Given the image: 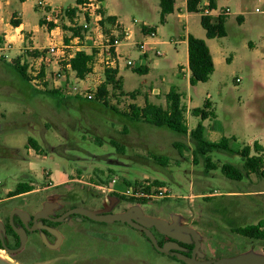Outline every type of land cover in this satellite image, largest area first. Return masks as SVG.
<instances>
[{
    "label": "rangeland",
    "instance_id": "1",
    "mask_svg": "<svg viewBox=\"0 0 264 264\" xmlns=\"http://www.w3.org/2000/svg\"><path fill=\"white\" fill-rule=\"evenodd\" d=\"M36 1L31 0L25 8V20L32 29L42 25V10L33 7ZM76 3V0L53 1V5L63 7ZM221 4L230 8L226 22L227 36L215 39L213 44V49L217 45L222 50V59L218 60L217 73L211 81L195 87H191L186 78H176L171 73L172 62L168 63L176 53L174 40H179L184 32V19L174 15L164 26L160 21L158 0H113L111 10L115 9L124 20L133 21L135 17L158 28L157 38L162 41L159 47L164 53L161 61L167 63L166 74L183 93L184 103L191 107L202 106L210 93L216 112L211 122H215L217 127L224 125L225 132L237 137L232 145L242 147L258 132H264V0H221ZM19 5L18 0L13 9ZM179 5L186 12L181 0ZM220 12L227 13L228 10L223 8ZM241 13L240 23L237 16ZM65 20L62 17L61 26L66 30L63 33L65 41L70 42L73 34L82 35L81 28ZM187 26L196 34H205L197 13L187 17ZM47 33L48 30L43 29L37 32L36 43L45 45ZM14 63V59L8 60L0 52V102H9L4 110L0 108V198L6 196L8 188L13 189L19 181L25 180L24 174L28 172L30 162L38 175V181L33 180L36 182L32 185L33 189L47 184L46 171L56 173L66 170L71 173L79 168L82 169L84 181L94 182L98 189L100 186L106 189L105 195H113L120 200L115 209L124 210L129 203L131 206L139 205L145 212L155 215L176 213L179 222L182 220L184 225L194 227L200 234V253L206 258L221 255L232 257L248 252L264 255V239L249 238L234 230L264 221V180L254 174L246 176L239 156L215 151L211 154L214 161L219 166L225 162L232 163L231 170L224 173L219 168L207 173L203 158L197 164L193 161L194 143L189 135L167 127L131 121L123 115L129 111V102L133 100L131 95H123L109 86V105L105 106L95 99L96 93L88 88V84L87 88L81 89L83 93L94 94L92 99L60 91L64 99L59 100L39 92L42 89L24 80ZM98 73H94L97 80L98 77L102 78ZM120 73L127 92L135 88L140 91L139 87H144L145 80L151 79L130 69H122ZM87 78L90 80L92 75ZM237 78L241 80L237 81ZM71 81L74 83V80ZM168 84L169 81L161 88L166 90ZM48 87L52 88L53 84H48ZM159 97L162 98V94ZM190 116L191 112L187 113L188 122H191ZM195 121H200V118L195 117ZM126 128L129 130L128 135L125 133ZM29 137L39 142L43 150L41 154H29L26 148ZM112 140L126 146L125 153L117 150ZM175 141L187 146L183 156L179 149L172 146ZM136 153L143 155V158L135 159L139 157ZM152 153L168 156L167 164L156 162ZM112 175L136 180L132 185L146 181L155 189L165 186L170 192L163 198L134 200L122 194L115 185L109 184V176ZM155 180L163 184L158 185ZM53 181H58L56 176H53ZM75 188L82 194L84 190L89 196L98 194L82 186ZM201 193L207 195L201 196ZM118 223L115 221L111 224ZM132 236L135 245L134 264H170L163 259L142 257L145 253L141 246L138 248L137 237ZM6 256L0 251V260L10 261L11 264L22 262L9 260ZM77 261L78 264H86L84 259L78 258ZM29 262L50 264L36 258ZM88 263L94 264L93 260ZM173 264L184 263L177 261Z\"/></svg>",
    "mask_w": 264,
    "mask_h": 264
},
{
    "label": "crops",
    "instance_id": "2",
    "mask_svg": "<svg viewBox=\"0 0 264 264\" xmlns=\"http://www.w3.org/2000/svg\"><path fill=\"white\" fill-rule=\"evenodd\" d=\"M17 1L18 0H0V36L6 38L8 41L12 43L10 48L4 50L3 55L6 56L8 60L14 59L15 61L19 60L20 62L22 55H23L24 48L31 47L37 53V52H40L42 49L47 48L53 43L60 44L62 42H66L63 36V33L66 32V30H64L65 28H62V26H57L55 24H54V27L51 28L50 27L51 24L46 22V19H45L46 15H51L53 8H56V7H60L62 9L63 8H67V9L73 8L76 5H78V3L81 0H76L77 1L76 4L68 6V7L55 6L53 5L54 0H37L35 4L33 5V7L40 8L42 10L40 23L41 21H44V23H41L42 25H36L35 29H32V27L30 26V23L25 20V8H26V5L31 0H26L24 2L19 0L20 5L17 9L14 10L13 6L17 4ZM158 1L160 5V0ZM179 1L180 0H175L173 12L167 14L165 16V21L163 22L161 21L162 8L160 5V21L164 26L169 23L170 18L174 15H177V18H182L185 21V26L183 29L184 32L181 35V38L179 40H174V44L176 47L175 48L176 53L171 58L172 61L168 62V63L172 62L170 64L171 73L174 74L176 78H179V77L186 78L189 84L191 85L190 83L191 70L189 67V52H188L187 37L189 34H193L196 37L205 39L208 46L210 47L211 53L213 55L214 63H215V71L212 74L211 78L209 79V81H211V79L217 73L218 60L222 59V55H221L222 50L217 45H215V48L213 49V44H215L214 40L219 39V38H208L205 29H204L205 34H203V32H201L200 34H196L192 32V30L187 26V17L192 13H197L200 16V22H201V16L203 14H209L213 18L212 20L216 21L219 14L222 13L220 11L223 8H227L228 12L226 14L229 17L230 8L228 5L222 6L221 0H214L216 8L211 9L210 0H202L199 4L200 11L190 12L187 9L188 0H181L182 3H184V6L186 8V12H184L183 6L179 5ZM40 2L41 4H39ZM112 6H113V0L105 1V12L109 17L114 18L115 20L121 22L126 27H129L130 29H132L134 32V38L137 41H148L151 44L149 47L148 54L145 56L144 66L141 68L143 70V73L138 72L142 74L143 76H146V77L150 76L151 79L150 81L148 79L145 80L144 87H139L140 91L138 90V88H135L133 91H130V92L135 91L136 95L134 97L132 96L133 100L129 102V105L136 104L139 107H143L145 106L147 102H151L153 104L166 107L167 106L166 96L172 88H175L179 93L182 94V104L185 106V109H186L185 119H186V123L190 131L193 130L200 121H202L203 125L205 126V137L208 138L209 140L219 141L222 137H235V139H237L235 134L231 135L225 132L224 125L217 127L215 122H211V120L214 117H216V112L213 107V102L211 100L212 95L210 93L207 95L208 97L204 100V102L207 99L211 102L212 106L210 109L215 112L214 117L207 118L206 120H201L200 116H196L192 114V109H194L195 107H191L190 105H187L184 103L183 93L180 92L179 87L177 84L174 83V80L172 78H169L168 75L166 74L167 73L166 72L167 63H164L161 61V56H163L164 53L160 49L159 45L162 43V41L158 40L157 36L156 37L148 36L149 29H154L156 30V32H158V28H156L155 26L147 22L137 20V18L135 17L132 18L133 21L124 20L125 18L121 16V14H118V12H116L115 9L111 10ZM241 15H243V13L239 14L238 16L241 17ZM228 17H227V20H228ZM12 18L20 20L21 21L20 25L19 26L13 25L11 22ZM65 19H67L65 21L68 22V18H65ZM5 20L6 22H4ZM137 24H139V26ZM41 29L48 30L47 43L45 45H39L38 43H36V33L39 32ZM157 48L162 52V55L156 54ZM120 50L121 52H123L124 54H126L127 56L131 58H137L140 56V51L137 48L133 47L131 44H123L120 47ZM152 50L154 51V54H152ZM178 53H180L181 55L179 56ZM91 67H92V72L89 73L84 79H81L77 76L76 72L72 69L71 64L67 60L49 55L48 60L45 62V65H44V71H45V74L48 75V78H50V81L47 82V86L48 84L51 83L53 84V87L52 88L48 87L47 89H57L54 86L55 81L53 79V75L55 71H62L64 72L65 77L60 78L58 82L59 84L61 85L67 84L68 86H77L79 88H87L89 86L88 84H90V87L88 88L93 90L94 92L97 91L100 84L103 81H105L106 68L101 63H96V64L94 63L91 65ZM122 69H130L135 72L137 71L135 68H129L125 66H122L118 70V77H120L122 80V92L124 93L123 95H127L130 92H127L124 89L123 76L120 73ZM96 72H99L97 75L98 76L102 75V78L98 77L99 79L97 80L95 78L96 74H94ZM91 75H92V78L88 80L87 77ZM71 80H74V83ZM168 81L170 84L166 86V90H163L161 87L164 86L165 83ZM209 81L200 82L197 85H191V87H195L203 83H208ZM42 90H45V89H42ZM160 94H162V98L159 97ZM138 99H141L142 101L138 102L137 101ZM204 102H203V105H204ZM8 105H9V102L8 103H5L4 101L0 102V108H3V110ZM202 106H197V107H202ZM2 111H1V115H2ZM190 112H191V116H190L191 122H188L187 113H190ZM195 117H199L200 121L196 122ZM140 122L144 124L147 123V122L145 123L144 121H140ZM125 133L129 134V130L127 128L125 129ZM255 140H257L264 147V132L263 131L258 132L256 136H254V138L250 139L245 144H252ZM232 142H231V146L234 150H240L242 148L241 146H240L241 148L234 147V145H232ZM176 143H180V142L175 141L174 144L172 145L174 148H175ZM36 145L38 146L39 150H36L27 141L26 148H28L29 154L39 155L43 152L38 141L36 142ZM125 150H126V146H124V152H121V153H125ZM136 155L139 157L135 159L143 158L142 157L143 155H141L140 153H136ZM153 155L162 156V154L152 153L151 154L152 158H153ZM183 155H184V152L182 153V156ZM163 156H166V155H163ZM95 157L97 158L98 156H95ZM166 157L168 158V156ZM28 167H29L28 172L24 174L25 180L19 181V182H28L30 185H34L36 184V182L34 181L35 180L38 181L37 179L38 175H37V172L31 167V162L30 164H28ZM45 174L48 176V181H46L47 184L45 186L41 188H35L28 192H24L23 194H20L16 198L11 197L10 192L15 190L17 184L19 183L18 182L15 188L13 189L8 188L6 190V196L3 198H0V202L13 201L12 203H10L9 208L15 207V206L27 207L29 203H25V200H17V199L39 194L37 199H40V200L49 199L50 200L52 196H57V195L64 196L65 194H70L73 202H76L77 204H80L81 206L86 207L87 209H90L93 211H106L108 209L106 207V204H107L106 195L102 193L95 186V184H93L94 182L84 181L82 169L78 168V169L72 170L71 173L67 172L66 170L58 171L56 173L52 171H46ZM53 176L57 177L58 179L57 182L53 181ZM91 180H94V179H91ZM135 181L121 178V183L119 182L115 186L117 187V189L122 191L126 185L132 184ZM194 184L195 183H193V185ZM77 186H82V188L89 189L91 191L94 190L98 194L97 195L93 194L89 196L87 195L86 192H84V190L82 194L81 192L77 190L78 188H75ZM200 195L206 196L207 194L201 193ZM116 205H118V203ZM127 205H124V206H127L124 210H126L127 208L129 209L133 206V205L131 206L129 203ZM116 209L113 208V211L115 213L124 211V210H118V208ZM145 213L149 216L166 219L170 223H176L177 225L187 226V225H184V222L182 220H180L179 222L176 213H166L165 212V214L162 216L155 215L154 213H150V212H145ZM170 216H171V219L169 218ZM119 222L120 223L115 224V225H112L111 224L112 222L107 223L111 225H99L96 229L97 232H94V231L91 232V231L86 230V231L81 232L78 235H76V233H68L65 237L66 239L64 238L66 241V242L64 241L65 246L60 250L54 251L53 252L54 257H56V259L58 257L59 258L61 257L62 260L68 264H78V261L76 262L78 258H80L81 260L84 259V262L86 264H89L88 262H91L92 260L94 264H134L135 256L133 255V250L135 248V245H134V240L131 239L133 237L132 236L133 234L138 239L137 241L139 245L138 248H140L141 246V249H143L145 253L143 254L142 257H154L155 259H163L166 262H169L170 264L177 262L176 259H174L172 256L168 254L154 251L155 249L153 248L151 243L145 238L141 230L132 228L126 225L124 222H121V221ZM187 227H192V226H187ZM81 235H83V238H80ZM120 244H123V245H120ZM31 248L32 250L34 249V247L32 246Z\"/></svg>",
    "mask_w": 264,
    "mask_h": 264
},
{
    "label": "trees",
    "instance_id": "3",
    "mask_svg": "<svg viewBox=\"0 0 264 264\" xmlns=\"http://www.w3.org/2000/svg\"><path fill=\"white\" fill-rule=\"evenodd\" d=\"M22 2L26 0H20ZM202 0H188L187 9L190 12H199V4ZM175 0H160L161 5V21H165V16L174 10ZM210 8L214 9L215 1L210 0ZM67 12L72 17L75 10L69 9ZM228 15L226 13H221L217 17L216 21H213L209 14H203L201 16V25L206 30L208 38H222L227 36L226 21ZM241 17L238 16L237 19L241 23ZM115 21L114 18H109ZM12 24L19 26L21 21L15 18L11 20ZM44 23V21H41ZM50 27H54L53 23H50ZM78 33V32H75ZM188 52H189V67L191 70L190 83L191 85H197L200 82H207L211 78L215 71V63L213 55L211 53L210 47L208 46L205 39L189 34L188 37ZM68 42V40H66ZM92 56L84 51H79L76 53L75 57L71 59L72 69L76 72L77 76L84 79L89 73L92 72L91 67ZM20 76L30 82V78L27 74V68L24 65H20L19 60L14 63ZM142 67L135 68L137 72L143 73ZM109 86L113 89L122 92V80L118 77V70L106 69L105 71V81H103L98 87L95 99L101 102L103 105H109ZM39 92L46 93L57 97L59 100L64 99L62 93L57 89H45L38 90ZM131 96H135L136 92L128 93ZM167 106L162 107L161 105L153 104L147 102L145 106L139 107L136 104L129 105V112H124L123 115L131 121H144L155 125L157 127H167L173 131L179 132L184 135H189L194 143L193 149V161L194 163H199L201 158L205 160V172L209 173L212 170L221 169L224 173L231 170L232 163L225 162L222 166H219L216 161L212 158V153L215 151H224L231 155H237L242 161V169L246 176L252 174L256 175L260 180H264V147L257 140L252 144H244L240 150H234L231 146V142L236 140L235 137H222L219 141H211L205 137V126L203 122L200 121L193 130H189V127L185 119V106L182 104V94L179 93L175 88H172L166 96ZM211 102L207 99L202 107H195L192 109V114L200 116L201 120H206L207 118L214 117L215 112L211 110ZM29 144L36 150H39L36 145V140L32 137L28 139ZM120 152H124L123 144L112 140ZM175 147L179 149L182 154L183 150L186 148L183 143H176ZM156 162L164 165L167 164L168 158L161 155H153ZM156 184H163L162 182L155 180ZM154 183V184H155ZM33 190L32 185L27 182H19L14 191L10 192V196L28 192ZM145 203V202H142ZM235 232L253 239H264V221H260L258 224H251L244 227H238L234 229ZM145 238L151 243L153 248L157 250L152 242L143 232ZM161 245V242H159ZM159 252V251H158ZM177 261L179 260L176 256H172Z\"/></svg>",
    "mask_w": 264,
    "mask_h": 264
},
{
    "label": "built area",
    "instance_id": "4",
    "mask_svg": "<svg viewBox=\"0 0 264 264\" xmlns=\"http://www.w3.org/2000/svg\"><path fill=\"white\" fill-rule=\"evenodd\" d=\"M106 0H81L78 5L73 8L75 10L73 18L68 15L67 10L60 7L53 8L51 15H46V22L61 26L62 17L68 18L69 24L74 27H79L82 30V35H72L70 42H62L60 44L53 43L40 52H35L31 47L23 50V55L20 60V65L27 68V74L31 84L36 88H48L47 82L50 81L48 75L45 74L44 65L48 60V56L67 60L71 64V59L75 57L79 51H84L92 56V64L101 63L106 69L119 70L122 66L129 68L143 67L145 56L148 54L150 43L148 41H137L134 38V32L129 27H126L121 22L110 20L105 12ZM41 4V2L39 3ZM67 20V19H66ZM148 36L156 37L157 32L154 29H149ZM11 42L3 37L0 40V52L4 54V50L10 48ZM123 44H131L140 51V56L131 58L121 52L120 47ZM157 55H162V52L157 48ZM72 67V66H71ZM65 77L64 72L55 71L53 75L54 86L63 93L81 95L85 98L92 99L97 93H83L82 89L77 86H68L67 84H59L60 78ZM237 78V81H240ZM121 182V179L112 175L109 176V184L116 185ZM111 191L112 188L108 187ZM106 194V189L100 186L99 189ZM170 190L167 187L160 186L157 189L151 187L150 182L142 181L135 185H126L122 190L128 198L146 199L156 197H166ZM108 194V193H107Z\"/></svg>",
    "mask_w": 264,
    "mask_h": 264
},
{
    "label": "flooded vegetation",
    "instance_id": "5",
    "mask_svg": "<svg viewBox=\"0 0 264 264\" xmlns=\"http://www.w3.org/2000/svg\"><path fill=\"white\" fill-rule=\"evenodd\" d=\"M23 194V193H20ZM20 194L12 195L11 197H18ZM39 194L32 196L19 198L17 200H25V203H29L27 207L15 206L9 208L10 203L0 202V222L2 223L3 228L1 229L2 238L0 237V251L6 253L9 260L22 261L21 264H31V260L38 259V261H50V264H68L62 260V258L54 257L53 252L62 249L65 244V237L68 233L80 234L83 231H94L97 232V227L99 225H107L110 222H99L95 221L87 216L81 214H70L66 216L62 221H57L62 215H64L69 210L75 207H83L80 204L72 201L70 194H65L64 196L57 195L52 196L51 199L40 200L37 199ZM108 208L106 211H100L101 213H115L113 208L115 205L119 204V199L113 195H106ZM122 202H127L121 200ZM24 203V202H23ZM86 208V207H83ZM128 208L122 212L127 211ZM17 211H20L18 213ZM44 212L46 217H38L37 229L31 231L27 230V239L23 247H21V236L16 231L14 226L18 229L26 227H33L35 224L34 217L39 212ZM143 213L145 211L143 210ZM11 216H13V225L11 223ZM26 220V221H25ZM126 225L130 226L128 223L124 222ZM132 227V226H130ZM134 228V227H132ZM158 242H161V245L165 243L177 242L178 246L181 247V252L191 255L195 247V240L192 236L187 237L183 233L180 235L184 240H176L164 233H161L155 227L151 228ZM60 235V237H59ZM82 236V237H81ZM80 238H83L81 235ZM65 238V239H64ZM66 242V241H65ZM201 242V241H200ZM32 247L34 249L32 250ZM202 246V243L197 251V258L201 260H217L220 258H230L226 256L219 257H209L200 256L199 251ZM242 254L238 253L235 256ZM170 256H174L168 254ZM10 256V257H9ZM234 257V256H232ZM29 260V261H28ZM10 262V261H9ZM8 262V263H9ZM11 264V263H10Z\"/></svg>",
    "mask_w": 264,
    "mask_h": 264
},
{
    "label": "water",
    "instance_id": "6",
    "mask_svg": "<svg viewBox=\"0 0 264 264\" xmlns=\"http://www.w3.org/2000/svg\"><path fill=\"white\" fill-rule=\"evenodd\" d=\"M17 212L20 213V211ZM70 214H81L99 222H115V221L126 222L130 226L144 232L145 235L148 237V239L152 242L154 247L157 249V251L165 254L174 255L179 260L184 261L186 264H264V255L257 254L255 252L242 253L234 257L220 258L217 260L198 259L197 251L199 250L201 242H200V234L196 231V229L192 227L177 225L176 223H170L168 220L163 218L145 215L143 213L142 208L139 205H134L131 208H129L127 211L118 212V213H101L100 211H93L83 207H75L55 220L62 221L66 216ZM38 217L48 218V216H46L42 211L35 215L34 217L35 224L33 227H28V225L26 224V227L18 229L14 226L16 231L21 236V243H22L21 247H23L26 243V239H27L26 229L31 231L37 229L36 221ZM11 223L13 225V216H11ZM152 227H155L161 233H164L176 240L186 241L182 237H180L182 233L189 238L190 236H192L195 240V247L193 249L192 254L189 256L181 252L180 251L181 247L178 246L176 241L172 243H165L163 245H160L156 237V234L151 229ZM2 228L3 226L2 223L0 222L1 238H2V233H1ZM199 255L202 256L200 251H199ZM0 264H10V263L0 260Z\"/></svg>",
    "mask_w": 264,
    "mask_h": 264
}]
</instances>
